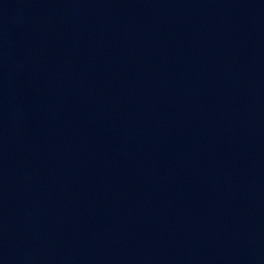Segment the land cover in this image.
I'll list each match as a JSON object with an SVG mask.
<instances>
[{
  "label": "water",
  "instance_id": "1",
  "mask_svg": "<svg viewBox=\"0 0 264 264\" xmlns=\"http://www.w3.org/2000/svg\"><path fill=\"white\" fill-rule=\"evenodd\" d=\"M0 264H264V0H0Z\"/></svg>",
  "mask_w": 264,
  "mask_h": 264
}]
</instances>
